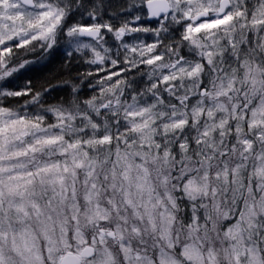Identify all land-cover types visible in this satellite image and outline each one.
<instances>
[{
  "label": "clouds",
  "instance_id": "1",
  "mask_svg": "<svg viewBox=\"0 0 264 264\" xmlns=\"http://www.w3.org/2000/svg\"><path fill=\"white\" fill-rule=\"evenodd\" d=\"M18 2L0 63L36 73L0 75V264H264V0H171L163 30L148 0H50L113 25L55 50L49 0Z\"/></svg>",
  "mask_w": 264,
  "mask_h": 264
},
{
  "label": "snow or ice",
  "instance_id": "2",
  "mask_svg": "<svg viewBox=\"0 0 264 264\" xmlns=\"http://www.w3.org/2000/svg\"><path fill=\"white\" fill-rule=\"evenodd\" d=\"M8 0H0V4L7 3ZM16 9H21L23 7H28L26 3V0H19L18 3H15L13 5ZM42 8L46 9L42 16L46 18V23L40 25V30L37 32L36 39L37 40H46L47 44L46 46L50 50H55V29L58 24L65 23L64 22V16H65V10L52 4L49 0V3L42 4ZM171 8V0H148L147 2V9L150 12V14L154 18H159L156 20V23L160 25V29H164L165 22L167 20L169 11ZM20 16L23 15V12L19 13ZM15 18V17H13ZM227 19H231V17H227L224 19L219 20H212L210 24L208 25H200V27H210L213 24H223L226 22ZM68 25H71V27H68ZM65 27L67 28V35L69 37H72L75 33H82V34H89L92 36H95L99 32H111L113 30V25L111 23H108L105 25L102 21L99 20L98 17H96V8L95 7H88L84 11H82L79 15V17L73 16L68 19V21L65 23ZM132 30L139 32L142 28L144 31L149 30L147 25L144 24L143 21H140L137 24L130 25ZM199 31L200 29H196ZM120 31L123 32L124 28L121 27ZM15 43V42H14ZM155 46V43L153 44ZM11 66H4L2 63H0V75L7 73V75L4 76V79L6 80V85L8 89L14 90L17 93L23 94V95H30V88L32 86V77L36 73V69L32 68L27 71H21L20 69H14L13 71L9 72V68ZM27 80V87H23L19 83L20 81ZM0 91H3V89H0ZM7 94V93H6Z\"/></svg>",
  "mask_w": 264,
  "mask_h": 264
}]
</instances>
